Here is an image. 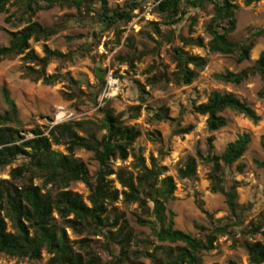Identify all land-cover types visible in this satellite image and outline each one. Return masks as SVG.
I'll return each mask as SVG.
<instances>
[{"label":"rangeland","instance_id":"1","mask_svg":"<svg viewBox=\"0 0 264 264\" xmlns=\"http://www.w3.org/2000/svg\"><path fill=\"white\" fill-rule=\"evenodd\" d=\"M125 1L127 0H106L110 9L121 8ZM243 1L235 0L236 22L234 30L228 35L230 40L239 43L264 29V0L249 6H245ZM153 6V0H145L142 10L129 23L108 30L96 23L94 14H79L74 8L55 6L37 11L31 18L32 22L44 27L56 26L58 30L46 40H30L29 46L39 57L43 55L44 45L63 54H72L70 60H52L45 73L62 76L68 74L79 90L76 91V98L67 100L66 95L71 94V86L64 79L45 85L41 80L34 81L31 76H26L23 71L27 65L21 60V56L0 62V91L5 87L14 101L18 117L23 123L24 135L36 126L44 130L48 125L73 121L93 124L78 129L79 135L84 136L91 130L100 137L104 132L98 131V109L104 104L108 105L115 114L121 116L126 125L140 131V136L133 143L134 154L141 156L147 167L151 158L157 159L158 166L164 167L161 177L170 176L173 179L175 190L165 207L167 217L169 212L174 215V228L204 239L210 230L226 227L228 233L215 237L213 249L199 254L202 264H248L246 252L241 245L245 240H261L260 235H250L248 231L264 216V169L255 164L256 161L264 160L259 144V139L264 134V99L257 97L261 81L258 76H249L235 85L218 81L214 75L237 73L250 67L264 50V36L253 38L248 60L237 63L235 57L210 53L206 46H182L180 38L186 37H200L206 45L210 39L205 30L212 14L210 7L205 10L188 9L182 20L175 25L160 24L159 33L156 34L148 24L159 21V17L153 12ZM6 18L10 20L7 21ZM17 18L15 6L8 5L7 12L0 13V46L7 45L10 32L25 26ZM174 48H182L189 54L206 60V65L196 72L190 85H177L171 81L170 74L175 70L171 60ZM132 57L136 58L130 65L129 59ZM97 70L102 73L99 80L95 76ZM159 73H164L166 79L149 85L147 80ZM141 88L145 91L144 101L139 98ZM212 91L233 94L248 105L259 120L253 122L241 114L225 110L221 116L225 118L226 125L215 132H209L206 117L193 113L191 107L206 102ZM96 93L97 105L92 101ZM161 109H166L167 116L175 119L180 128L190 126L191 131L183 136L172 135L170 121L153 119V115ZM5 110L0 92V113ZM149 134L152 136H148ZM241 134H248L250 137L245 152L236 163L223 169L224 189L228 190L233 185L236 187V207L231 213L224 196L211 191L208 168L197 155L208 154L209 137L213 138V153L219 155L226 144ZM51 150L66 153L62 146H52ZM73 157L83 162L91 177L95 175L98 164L90 152L75 150ZM189 157L196 160L195 175L189 179H181L178 170ZM20 162L21 160H17L0 169V179H8L10 169ZM109 164L114 170L122 169L133 176L137 172L132 152H129L126 160L115 159ZM108 179L115 189L121 191L114 175ZM67 189L87 204L89 191L84 184L73 182ZM115 215L121 216L116 228L125 221L127 230L131 233L129 260L126 264H151L144 256L135 257L132 253L144 250L151 252L158 245L173 246L156 241L149 226L140 223H154V219L144 215L137 204H125L119 197L117 202L108 207L110 222ZM6 228L7 231L10 230L9 224ZM66 234L73 242L74 250L83 256L85 251H92L102 262L110 259L101 237H91L85 233L74 234L69 229H66ZM82 238L87 239L89 246L78 243ZM110 249L117 253V248L111 246ZM49 257L45 250L37 261L0 254V264H46Z\"/></svg>","mask_w":264,"mask_h":264},{"label":"trees","instance_id":"2","mask_svg":"<svg viewBox=\"0 0 264 264\" xmlns=\"http://www.w3.org/2000/svg\"><path fill=\"white\" fill-rule=\"evenodd\" d=\"M144 1L127 0L121 8L110 9L106 0H0V13L7 12L8 5L15 6L18 22L25 23L21 29L8 34L7 45L0 46V62L21 56V60L27 65L24 66L23 72L26 76H31L32 80H41L45 85H52L61 79L66 80L71 86V94L66 97L71 101L76 98V91H79L76 83L68 74L46 75L45 69L52 60H70L72 54H63L44 45L43 55L39 57L30 48L29 41L46 40L56 34L58 28L44 27L32 22L31 18L37 11L65 6L74 8L79 14H94L96 23L108 30L129 23L137 12L142 10ZM153 1V12L159 17V21H151L148 24L156 34L159 33L160 24L175 25L182 20L188 9L205 10L210 7L212 14L205 29L210 39L206 45L200 37H186L180 38L183 47L206 46L210 53L233 56L237 63H241L248 60L253 45L252 39L264 36V29H261L240 43L228 38L236 22L235 0ZM257 1L259 0H244L243 3L249 6ZM6 20L9 21L10 18ZM135 58L129 59L130 65ZM171 60L175 70L170 77L177 85H190L196 77V72L206 65L204 57L191 55L182 48L172 49ZM249 76L259 77L261 87L257 97L264 99V50L250 67L237 73L215 74L214 78L238 85ZM161 79H166L164 73L151 77L147 83L153 85ZM0 92L6 106V110L0 113V169L21 160L17 166L10 169L8 179H0V254L37 261L45 250L50 255L46 264H126L129 260L131 233L127 230L125 221L116 228L121 219L120 215H115L112 222L108 217V207L117 202L119 197L125 204H137L144 215L154 219V223H140L149 226L156 241L173 245H158L151 252L144 250L132 253L135 257L144 256L151 264H202L199 254L213 249L217 235L228 233L226 227L214 228L206 233L204 239H200L174 228V215L169 212L167 217L165 207L175 190L173 179L170 176L161 177L164 167L158 166L157 159L151 158L147 167L144 159L134 154L133 143L140 136V131L126 125L121 116L115 114L108 105L104 104L98 109V131L104 132L100 137L91 130L84 136L79 135L78 129L93 124L73 121L48 125L44 130L36 126L24 135L23 123L18 117L17 107L8 90L2 87ZM144 93L141 88V101H144ZM97 96L98 93L94 94L93 102H96ZM191 110L206 117L205 123L209 132H215L226 125L225 118L221 116L225 110L241 114L253 122L259 120L258 115L233 94L218 91L210 92L206 102L192 105ZM167 114L166 109H161L153 115V119L170 121L171 133L174 136H183L191 131L190 126L180 128L176 120ZM212 141V137L207 139L208 154H198L197 157L208 168L207 177L211 191L223 195L228 210L233 213L236 207V187L233 185L228 190L224 189L223 169L240 159L250 142V137L248 134L238 135L235 140L226 144L219 155L213 153ZM259 144L264 153V134L260 137ZM52 146H62L66 153L51 150ZM75 150H85L92 154L93 160L98 164V170L93 177L89 175L83 162L73 157ZM129 152H132L137 169L134 176L122 169L114 170L109 164L115 159L126 160ZM255 164L264 169V160L256 161ZM195 172L196 160L189 157L178 170V176L181 179H189ZM111 175H114L121 191L112 186V181L108 179ZM73 182H80L88 188L87 204L67 189ZM66 229L74 234L85 233L91 237H101L110 259L102 262L92 251H85L84 256L75 251ZM248 233L261 237L259 241L245 240L241 245L246 252L248 264H264V216ZM78 243L89 246L85 238L80 239ZM111 246L117 248V253L110 249Z\"/></svg>","mask_w":264,"mask_h":264},{"label":"water","instance_id":"3","mask_svg":"<svg viewBox=\"0 0 264 264\" xmlns=\"http://www.w3.org/2000/svg\"><path fill=\"white\" fill-rule=\"evenodd\" d=\"M101 75H102L101 71H98V70H97V71L95 72V76H96V79H97V80H99V79L101 78ZM49 122L52 123L51 120H50ZM55 124H56V123H55ZM55 124H54V125H55ZM23 134H25V132H23Z\"/></svg>","mask_w":264,"mask_h":264}]
</instances>
